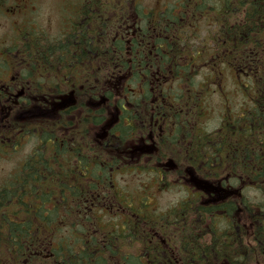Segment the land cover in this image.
<instances>
[{
  "label": "flooded vegetation",
  "instance_id": "1",
  "mask_svg": "<svg viewBox=\"0 0 264 264\" xmlns=\"http://www.w3.org/2000/svg\"><path fill=\"white\" fill-rule=\"evenodd\" d=\"M147 1L148 6L144 0H72L68 7L53 14V32H49L41 23L39 0H15L11 5L9 0H0V13L6 12L13 19L10 33L0 40V162L11 164L0 166L4 172L0 175V206L19 205L22 212L29 204L33 183L46 168L43 164L52 163L55 170L58 158L64 157L71 172L86 173L93 166L91 158L103 157L104 101H88L90 91H105L104 65L95 67V63H117L116 80L109 86L118 91L121 77L132 74L131 70L123 73L121 61L149 60V79L158 77L160 89L166 88L169 78L184 77L186 71L199 73L195 69L198 57L203 64L224 60L232 74L248 79L254 67L251 62H259L261 88L257 101L247 80L245 107L240 113L230 110L228 121H221L216 128L226 126L240 133L243 152L257 157L259 165L250 166L245 158L244 165L229 166L224 177L215 172L210 187L212 261L191 259L184 255L190 248L174 245L172 238L164 240L158 232L150 231L163 246L140 248L139 263L132 261L138 256L133 248L125 247L129 252L124 262L117 264H264L248 255L249 249H264L248 245L256 235L258 222L264 238V0ZM203 20L210 25L200 36L202 28L198 24ZM15 23L18 26L13 29ZM236 27L245 30L242 38L235 36ZM197 41L201 50L194 46ZM153 62L159 63L156 70ZM164 62L179 64L161 69ZM219 67L214 62L211 75H223ZM96 71H101L102 80L98 85H89V74ZM150 85L149 153L165 133L162 127L158 131L153 128V104L163 95L155 90L154 82ZM182 100L179 106L185 104V97ZM90 106L101 109L98 127L90 125ZM232 140V152L238 153ZM102 163L99 160V165ZM250 172H257L261 181L251 182ZM122 195L123 202H127V195ZM55 201L53 195L51 203ZM221 204L225 207L219 210ZM126 208L119 215V234H133L128 227L138 219ZM101 212H105L104 205ZM194 249L200 251L201 247Z\"/></svg>",
  "mask_w": 264,
  "mask_h": 264
},
{
  "label": "trees",
  "instance_id": "2",
  "mask_svg": "<svg viewBox=\"0 0 264 264\" xmlns=\"http://www.w3.org/2000/svg\"><path fill=\"white\" fill-rule=\"evenodd\" d=\"M235 29V36L242 38L245 30L241 27ZM157 64L153 62L154 70ZM178 64L164 62L161 69L172 65L178 67ZM94 65H104L105 72L104 93L90 91L88 94L90 102L104 101V155L102 158H91L93 166L86 173L71 172L64 157L58 158L55 170L52 163L43 164L46 168L33 183L29 204L24 206L22 212L19 205L0 206V264H117L124 262L123 257L129 252L125 247L133 248L138 256L132 261L139 263V255L143 251L140 248L163 246L157 235L150 234V231L158 232L164 240L172 238L174 245L190 248L185 256L202 263L211 262L212 230L208 231L203 218L201 220L199 217V214L209 217L211 208L202 206L199 212L197 199L180 204L164 216L158 214L153 217L144 209L145 205L140 208L132 206L131 211L129 205H125L127 212L135 214L138 219L128 227L134 231L133 234H119L121 228L117 226L118 221L115 218L105 219L114 217L113 208L122 204L124 198L117 177L154 170L159 175L158 182L162 187L172 185V176H183L182 179L191 176L208 182L216 171L219 176H224L229 166L235 163L244 165L245 158L250 166L259 165L258 158L252 157L250 152H243L240 133H233L226 126L217 131H208L204 127L212 114L209 99L205 97L210 90L205 84L200 87V83L196 85L192 80L195 76L188 71L184 77L174 78L175 84L168 83L165 89H160L161 83L156 82L158 77L149 79V60L121 61L123 73L131 70L132 74L121 77L119 93L109 86L110 81L116 80L117 63L106 60ZM250 77L254 84L249 90H253L254 100L257 101L261 88L260 73L253 69ZM88 79L89 85H98V81L102 80L101 71L90 73ZM150 82H154L155 90L163 95L162 100L153 104L154 112L150 118L153 116L154 130L162 127L165 133L162 140L155 144L154 154L149 157L134 150L143 141L149 145ZM184 97L185 104L179 106ZM89 111L90 125L98 127L101 109L90 106ZM229 118L228 111L222 115L225 123ZM156 121L159 122L156 124ZM238 126L242 128L241 123ZM44 134L48 135L49 132ZM232 139L236 141L238 153L232 152ZM99 160L103 161L102 166ZM249 176L251 182L261 181L257 172H250ZM53 195L56 196L54 204L51 203ZM102 205L105 208L103 215ZM152 238L154 242L150 243ZM248 245L264 248V239L260 238L258 232L255 240ZM195 246L201 247V250H195ZM256 254V251L248 250L249 257ZM259 254L264 257V249Z\"/></svg>",
  "mask_w": 264,
  "mask_h": 264
},
{
  "label": "rangeland",
  "instance_id": "3",
  "mask_svg": "<svg viewBox=\"0 0 264 264\" xmlns=\"http://www.w3.org/2000/svg\"><path fill=\"white\" fill-rule=\"evenodd\" d=\"M32 1V0H31ZM143 3L145 6L149 5V1L144 0ZM72 0H39V7L41 10V23L43 25V29L49 32H53V14L64 7H68L71 4ZM15 4V0H10V5ZM66 10V9H65ZM0 13V40L6 37L11 31V25L13 23V19L8 17V13L3 12ZM25 21H30L29 19H23ZM209 22L203 20L198 26L201 27L200 36L204 34L205 28L209 26ZM18 26L16 23L13 26ZM196 50H201L202 45L200 41L194 44ZM1 53V50H0ZM225 57V56H224ZM218 59V58H217ZM207 60V59H205ZM197 65H195V69L199 71V73H191L195 75L192 78L193 82L199 86L203 84H207L209 87V94L205 96L209 99V104L211 108V113L207 121L204 123V127L208 128V131L214 130L218 128L220 120L217 122V117L221 116L224 109H229L232 112L240 113L241 110L245 107V103L247 102V95L240 90L242 87L241 83L244 81L245 77L238 78L236 74H232L228 68L227 63L222 61H212L207 64V61L203 64L201 57L196 59ZM229 62H235V59H229ZM219 63V70H223V75L213 76L210 73V66L213 63ZM218 65V64H217ZM169 82L175 84L176 79L169 78ZM10 163L0 162V166H9ZM4 174L3 170H0V175ZM174 180H172V185L169 188L161 189L158 186V177L154 173H134V174H125L118 175L117 181L121 184L122 187L127 189L130 192L129 199L135 201L137 205L139 202H146L150 207H154L156 211L160 213H165L170 210L177 203H180L189 196V192L187 188H192L193 191H202L205 193L206 198L209 197V182H203L201 179H196L195 182H191L188 179V182L177 179L176 176H172ZM198 181V182H197ZM148 187V188H147ZM191 193H196L192 192ZM136 190V191H135ZM149 190V191H148ZM193 198H198L199 196H192ZM210 198V197H209ZM155 204V205H154ZM260 259L258 262L262 263L263 260Z\"/></svg>",
  "mask_w": 264,
  "mask_h": 264
}]
</instances>
